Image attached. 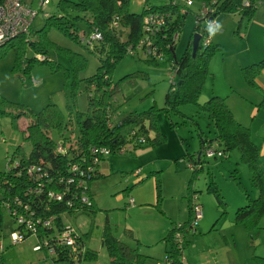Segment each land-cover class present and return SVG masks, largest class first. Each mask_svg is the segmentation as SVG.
<instances>
[{
	"label": "rangeland",
	"instance_id": "374dc122",
	"mask_svg": "<svg viewBox=\"0 0 264 264\" xmlns=\"http://www.w3.org/2000/svg\"><path fill=\"white\" fill-rule=\"evenodd\" d=\"M23 1L37 11L31 23L32 41L40 42L43 38L41 29L47 16L61 13L78 16L75 32L79 38L75 40L60 29L47 26L44 38L50 42L45 44L49 61H33L28 71L23 68L24 55L20 63L17 61L18 55L24 53L21 46L1 44L4 47L0 48V111L9 109L5 102L34 112L50 105L48 108L58 109L70 128V131L63 128L61 134L57 127L51 128V138L55 142H61L62 138L69 140L70 135L74 138L78 132L76 112L85 113L88 109L85 79L100 65L98 54L83 41L90 35L85 18H90L91 13L61 9L59 0H49L43 8L41 0ZM144 2L130 0L129 11L139 12ZM167 2L146 0L152 6ZM255 4L252 15L223 9L213 16L215 27L211 40L219 49L208 60L197 99L183 102L175 110L166 111L165 95L172 90L173 82L179 80L169 63H155L143 55H128L116 63L111 79L118 89L111 102L118 107L120 116L154 106L156 124L165 138L157 144L106 157L100 162L101 177L91 183L96 212L64 215V223L83 234L85 249L96 254L81 264H111L101 241L105 224L112 235L137 248L144 257L143 264H163L166 258H171L170 244L163 238L172 222L182 223L188 218L189 187L198 195L202 216L195 228L185 234L188 242L182 249L184 264H264V216L249 229L235 221L234 213L246 203V195L256 196L251 171L240 159L238 150L225 151L217 157L203 154L202 170L195 177L183 158L186 152L194 154L201 150V137L215 136L213 123L200 104L218 95L225 98L234 118L250 128L252 141L260 147V162L264 167V65L260 66L264 63V1L256 0ZM188 8L190 11L176 40V59L183 54L197 26L199 1L195 0ZM201 24L202 28L207 25L211 29L206 20ZM74 54L83 60L77 70H73ZM34 56V52L26 50L28 59ZM131 74L136 75L133 82L124 79ZM24 124L25 120L14 122L9 114L0 113V170L5 169L17 148L21 156L30 153L31 142L20 129ZM137 171L142 182L135 186ZM211 180L219 195L209 188ZM1 196L0 192V199ZM16 225L2 206L0 264H65L53 262L42 249H35L38 243L35 234L13 244L11 234Z\"/></svg>",
	"mask_w": 264,
	"mask_h": 264
},
{
	"label": "trees",
	"instance_id": "16d2710c",
	"mask_svg": "<svg viewBox=\"0 0 264 264\" xmlns=\"http://www.w3.org/2000/svg\"><path fill=\"white\" fill-rule=\"evenodd\" d=\"M44 1L40 2L42 8L49 2V0L46 3ZM129 1H58L61 9L71 8L91 13L90 18H85L90 35L83 41L100 58L97 71L85 79L88 89V109L85 113L76 112L78 132L74 138L70 135L69 140L62 138L61 142H55L51 138V128L57 127L60 134L63 128L69 131L70 128L64 123L58 109L48 108L50 105L40 112H34L22 106H15V103L5 102V104L8 103L6 105L10 110L0 111L2 114H9L14 122L24 118L26 124L24 127L21 125L20 129L24 137L31 142V151L28 155L21 156L17 148L11 154L5 169L0 170V192L2 194L0 212L1 207H4L6 203L8 206L6 209L11 214L13 221L17 223L15 230L21 232L22 239L35 232L36 236L41 239L39 240L42 243L41 249L53 262L81 264L83 260L96 256L94 252L85 249L83 234L76 230L73 233V236L76 237L75 248L57 244L54 237L57 233L64 231L68 225L63 221L64 215H73L78 212L94 214L96 212L91 183L101 177L100 162L111 154L134 151L148 144H157L165 138L156 124L154 106L147 110H134L120 116L118 107L111 102V97L118 89V84H114L111 79V73L116 63L128 55L137 57L143 55L155 63L160 61L169 63L179 80L173 82L172 90L165 95L166 111L167 109L175 110L179 104L197 99L202 81L207 74L208 60L212 52L219 49L218 44H213L211 40L213 29L211 28L210 31L207 25L202 28V24L199 22L200 12H198L194 33L201 34L199 47L193 55L191 37L183 54L176 59L174 54L176 40L190 11L188 6L191 4H188L187 0H168L165 5L152 6L147 5L145 0L139 12H131L128 9ZM197 1H199L200 9L201 5L206 6L208 17H213L223 9L248 15H252L256 9L253 0L250 7H244L243 0ZM154 13L158 16L163 15L164 23L158 28L155 27L151 33V29L145 30L144 20L149 14L153 15ZM36 15L37 11H35L34 17ZM58 15L47 16L46 25L41 29L42 31L40 30L41 33L43 32L40 42L31 40L34 34L31 20L26 31L19 33L4 44L6 46L16 43L21 46V52L24 53L18 55L17 61L20 63L19 59L21 60L24 55L23 61L25 62L21 63H23L25 71L29 70L33 61H49V57L46 55V46L50 42L44 38L47 26H54L78 40L79 36L75 32V19L78 16L71 17L63 13ZM94 33H100L101 38L91 39L90 37ZM145 35L155 41L154 44L163 51L162 59L151 58L142 48H138V42ZM174 35L177 37L174 38ZM207 38L209 41L204 44L203 42ZM27 49L35 53L32 59L26 57ZM1 54L2 52H0ZM71 59L75 65L73 70H77L79 65H83V60L79 59V55L74 54ZM135 77V74H131L125 76L124 79L133 82L132 79ZM1 103L4 102L1 101ZM200 107L205 110L212 121L215 136L211 139L201 137V150L194 154L186 152L183 158L188 162L195 177V173L202 170L201 156L205 154L206 157H209L206 155L208 148H212L214 152L210 157L222 156L225 151L232 149L238 150L240 159L248 165L251 171L252 185L257 192L255 198L246 195V203L239 206L234 213L235 221L243 223L249 229L261 216H264V169L260 163V147L252 141L250 128L234 118L225 98L212 95L203 101ZM62 136L64 137V134ZM30 167H34V169L29 172ZM136 176L138 177L137 181L142 180V177ZM231 176L237 178L234 174ZM209 188L219 195L218 188L212 180L209 183ZM49 193L60 194L61 198L54 199L49 196ZM187 195L188 218L182 223L172 222V226L163 238L166 243L170 244L168 253L171 256V258H166L163 264H184L182 249L188 242L185 234L191 231V228L194 229L197 223L194 220L192 196L198 195L192 187H189ZM14 211L16 213H13ZM17 215L24 217L25 222L30 219L33 226L28 228L24 223H19L16 220ZM50 218L52 219L50 226H43L42 221ZM44 241L46 243L43 244ZM101 241L106 248L111 264H143L144 257L137 251V248H132L112 235L107 224L102 232ZM51 250L52 253H50Z\"/></svg>",
	"mask_w": 264,
	"mask_h": 264
},
{
	"label": "built area",
	"instance_id": "2783aa9c",
	"mask_svg": "<svg viewBox=\"0 0 264 264\" xmlns=\"http://www.w3.org/2000/svg\"><path fill=\"white\" fill-rule=\"evenodd\" d=\"M256 0H253L255 3ZM264 1V0H261ZM45 3L47 0L44 1ZM194 1L193 0H187L188 4H192ZM242 5L244 7H250L252 6V0H243ZM200 18L199 22H203L204 20L207 21L208 25L214 29L215 24H213L212 19L209 20L208 17V12L207 8L205 5H201L200 9ZM35 15V11L32 10L28 5H26L22 0H0V45L6 43L7 41L11 40L14 38L16 35H18L21 32H24L27 30L28 26L30 25V22L32 18ZM164 16H158V14H149L147 17H145V30L149 31L151 29V33H153L155 27L158 28L161 26L163 22ZM177 35H174V38H176ZM91 39H100L101 35L100 33H94L90 37ZM209 39L204 40V44L208 43ZM155 41H153L151 38H149L147 35H145L139 42H138V48H142L144 52L146 53L147 56L155 59H162L163 51L160 50V47L154 44ZM213 150L212 148H208L206 150V155L207 156H212L213 155ZM34 167H30L29 172L32 171ZM0 186H1V181H0ZM49 196L54 198V199H60L61 195L60 194H54V193H49ZM193 214H194V220L195 222L198 221L199 218H201V207L199 203L197 202V196L193 195ZM84 200H86L84 198ZM130 203V202H129ZM4 207L7 208V204H4ZM13 213H16L15 211ZM17 221L19 223H24V225L28 228L32 227V223H30V219L25 222L24 217L17 215ZM51 218L50 219H45L42 221L43 226H50L51 224ZM32 222V221H31ZM32 225V226H31ZM32 230H35L32 228ZM74 228L67 225L64 231H61L57 233L54 237V240L57 244H65L68 245L72 248H75V242H76V237L73 236L74 233ZM32 234H35L33 232ZM31 234V235H32ZM11 238L13 240V244L18 243L19 241H22V235L19 230H15L11 234ZM41 240L38 238V243L35 246V249H41L42 243L39 241ZM46 243L45 241L43 244ZM52 253V250L50 251Z\"/></svg>",
	"mask_w": 264,
	"mask_h": 264
},
{
	"label": "water",
	"instance_id": "95a60500",
	"mask_svg": "<svg viewBox=\"0 0 264 264\" xmlns=\"http://www.w3.org/2000/svg\"><path fill=\"white\" fill-rule=\"evenodd\" d=\"M211 18H209V20H211ZM201 38V34L198 32L193 33L192 39H191V47H192V54L194 55L195 52L197 51L198 47H199V41Z\"/></svg>",
	"mask_w": 264,
	"mask_h": 264
},
{
	"label": "crops",
	"instance_id": "0c3cea01",
	"mask_svg": "<svg viewBox=\"0 0 264 264\" xmlns=\"http://www.w3.org/2000/svg\"><path fill=\"white\" fill-rule=\"evenodd\" d=\"M25 3V2H24ZM27 4V3H26ZM21 120H24V118H21ZM261 163V162H260ZM261 167H262V164H261ZM262 169H264V167H262ZM135 175H139V172L137 171L136 173H135ZM141 178V177H140ZM142 182V180L141 181H136L135 183H134V185L136 186V185H138V184H140ZM256 192V191H255ZM256 194H257V192H256Z\"/></svg>",
	"mask_w": 264,
	"mask_h": 264
},
{
	"label": "clouds",
	"instance_id": "9594fccd",
	"mask_svg": "<svg viewBox=\"0 0 264 264\" xmlns=\"http://www.w3.org/2000/svg\"><path fill=\"white\" fill-rule=\"evenodd\" d=\"M24 2V1H23ZM212 19H213V17H212ZM219 27V26H218ZM210 31H211V29H210Z\"/></svg>",
	"mask_w": 264,
	"mask_h": 264
}]
</instances>
